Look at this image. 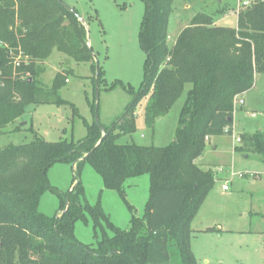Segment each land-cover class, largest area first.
<instances>
[{"label": "trees", "instance_id": "1", "mask_svg": "<svg viewBox=\"0 0 264 264\" xmlns=\"http://www.w3.org/2000/svg\"><path fill=\"white\" fill-rule=\"evenodd\" d=\"M142 1L144 81L138 92L118 81L107 89L122 87L133 101L110 126L99 122L107 136L82 160L103 131L61 98L72 71L57 73L51 87L42 79L44 63L55 51L90 65L94 99H87L94 116L99 114L96 90L106 85L105 71L88 44L78 12H71L62 0H0V134L16 124L30 105L70 106L73 117L82 119L87 130L79 141L48 142L35 136L28 144L0 148V264H198L192 224L214 188L215 173L203 170L196 161L212 138L234 136L235 100L254 89L256 75H264V1L254 0L241 9L237 28L216 26L212 15L199 13L172 49L167 42L174 0ZM187 85L192 88L171 144L119 143L123 135L137 131L136 111L143 100L146 127L154 131ZM241 140L244 146L236 149L259 155L264 164V132L242 135ZM85 162L102 177L107 190L122 196L129 180L149 176L145 215H133L129 231L115 227L99 204L85 202L80 181ZM56 164L75 169V185L68 193H60L49 181ZM47 192L60 199L59 214L53 218L39 210ZM87 215L95 228L105 225L113 233L104 232L96 247L82 244L75 235L76 223L87 222Z\"/></svg>", "mask_w": 264, "mask_h": 264}, {"label": "rangeland", "instance_id": "2", "mask_svg": "<svg viewBox=\"0 0 264 264\" xmlns=\"http://www.w3.org/2000/svg\"><path fill=\"white\" fill-rule=\"evenodd\" d=\"M62 1L89 21L90 46L105 71L106 80V85L99 91L98 120L102 125L110 126L124 115L133 96L122 87L107 89L118 81L138 92L144 81L146 54L141 47L140 32L145 4L142 0ZM237 3L238 0H174L168 47H174L177 32L189 26L191 18L197 14L211 15L221 6L230 10ZM236 15L230 14L220 25L236 28ZM44 68L42 79L47 87H51L57 73L73 72L60 96L74 104L90 124L94 123L96 116L90 105L94 99V78L90 65L76 63L55 51L44 63ZM191 88V85L185 87L182 97L167 116L157 121L154 131L146 127V99L143 100L136 111L137 131L123 135L119 143L147 147L171 144ZM246 99V107H235L234 136L213 138L212 145L209 144L196 161L203 170L215 173L214 188L192 224L193 253L198 264H207L206 258L210 260L209 264H264V164L259 155L237 150L236 145L238 148L244 145L235 141L237 136L264 132V75H258V86ZM35 136L48 142L79 141L85 139L87 130L82 119L73 117L70 106L30 105L16 124L0 134V148L28 144ZM241 174L245 176L241 177ZM74 176L75 169L69 164L54 165L48 175L51 185L60 193H68L74 187ZM80 181L85 189V202L91 206L99 204L115 227L129 231L133 215L144 217L150 190L148 175L129 180L125 185V196L107 190L102 177L88 162L82 166ZM224 185H228V191L223 189ZM59 207L58 195L47 192L41 198L39 210L53 218L58 216ZM208 227L218 233L202 234L200 229ZM104 232L113 235L105 225L103 229L95 228L88 215L87 222L80 220L75 225L76 238L85 245L96 247Z\"/></svg>", "mask_w": 264, "mask_h": 264}, {"label": "crops", "instance_id": "3", "mask_svg": "<svg viewBox=\"0 0 264 264\" xmlns=\"http://www.w3.org/2000/svg\"><path fill=\"white\" fill-rule=\"evenodd\" d=\"M220 3H223V1H221ZM223 5V4H222ZM238 7H239V0H238V3H237V5L236 6H234V7H232L230 10L229 9H227L226 7H223V6H221L214 14H211L213 17H214V24L216 25V26H219V27H225V26H221L220 24L223 22V21H225L227 18H229V16H230V14H236V10L238 9ZM187 8H189V6L187 5ZM198 15V14H197ZM196 15V16H197ZM196 16H194L193 18H191V20H190V24H191V21L196 17ZM237 16V15H236ZM237 22H238V18H237ZM189 24V25H190ZM170 25H171V18H170V22H169V31H170ZM237 26H238V23H237ZM188 26H186V27H184L182 30H180V31H178L177 32V35H176V39H175V42H174V45H175V43H176V41H177V38H178V36H179V34L185 29V28H187ZM237 28V27H236ZM169 34V33H168ZM168 38H169V35H168ZM257 86H258V75H256V84H255V87H254V89L252 90V91H250L249 93H246V94H244V95H242L241 97L244 99V101H245V105H244V107H246L247 106V100L248 99H246V98H248V96H249V94H252V92H254V90H256V88H257ZM246 97V98H245ZM243 107V108H244ZM253 115H255L254 113H252L251 114V116L254 118V116ZM234 119H235V117H234ZM235 129V123H234V127H233V130ZM238 137V136H237ZM240 137H242V136H240ZM212 142H213V138L211 139V142H210V145H212ZM237 143V142H236ZM238 144H240V145H242V143H238ZM236 148H238V146L236 145ZM210 227H208V228H202V229H200V231H201V233L202 234H210V235H216V233H205V231L207 230V229H209ZM192 250H194V248H193V242H192ZM206 263L207 264H209L210 263V260L208 259V258H206Z\"/></svg>", "mask_w": 264, "mask_h": 264}, {"label": "water", "instance_id": "4", "mask_svg": "<svg viewBox=\"0 0 264 264\" xmlns=\"http://www.w3.org/2000/svg\"><path fill=\"white\" fill-rule=\"evenodd\" d=\"M68 9H69L71 12H74L73 9H70V8H68ZM79 21L85 26V28H86V30H87L88 44L90 45V37H89V29H88V25H87L86 21H85L84 19H82L81 17H79ZM97 65H98V61H97ZM96 96H97V102H98V100H99V89H98V87H97V90H96ZM97 107H98V103H97ZM96 122L98 123L99 127H100L101 130L103 131V136H102L101 140L99 141V143L96 145V147H95V148H94V149H93L88 155H86L82 160H86L87 158H89V156H91V155L96 151V149L101 145V143L104 141V139H105L106 136H107V134L104 133V130L102 129V127H101V125H100V123H99V120H98V114H96ZM75 166H76V165H74V167H75ZM68 207H69V203L67 202V203H66V209H65L64 213L67 212Z\"/></svg>", "mask_w": 264, "mask_h": 264}, {"label": "built area", "instance_id": "5", "mask_svg": "<svg viewBox=\"0 0 264 264\" xmlns=\"http://www.w3.org/2000/svg\"><path fill=\"white\" fill-rule=\"evenodd\" d=\"M253 1L254 0H239V7L236 10V14H238L241 11V9H244V8L250 6L253 3ZM262 1H264V0H262ZM236 105L240 106L241 108L244 107V105H245L244 99L242 97L236 98L234 106L236 107ZM235 111H236V109H235ZM253 116L255 117V115H253ZM235 141L237 143H241L242 142L241 137H235ZM240 176L242 177V176H245V175L241 174ZM223 189L225 191H228L229 190L228 185H224Z\"/></svg>", "mask_w": 264, "mask_h": 264}]
</instances>
